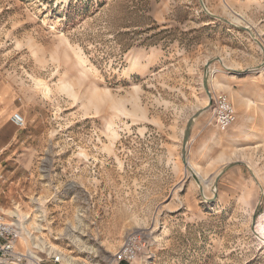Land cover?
Instances as JSON below:
<instances>
[{
    "label": "rangeland",
    "instance_id": "374dc122",
    "mask_svg": "<svg viewBox=\"0 0 264 264\" xmlns=\"http://www.w3.org/2000/svg\"><path fill=\"white\" fill-rule=\"evenodd\" d=\"M0 87V209L63 264H264V0H0Z\"/></svg>",
    "mask_w": 264,
    "mask_h": 264
},
{
    "label": "built area",
    "instance_id": "2783aa9c",
    "mask_svg": "<svg viewBox=\"0 0 264 264\" xmlns=\"http://www.w3.org/2000/svg\"><path fill=\"white\" fill-rule=\"evenodd\" d=\"M217 127L220 132H227L237 121L235 107L225 94H217L213 98ZM12 123L17 129L26 127L22 114L12 116ZM36 232L26 227L10 222L0 209V264H63V254L54 251L52 246L39 243ZM26 236V237H25ZM30 242H23L22 240ZM22 244V245H21ZM139 247L132 241L116 255V262L132 264L139 255Z\"/></svg>",
    "mask_w": 264,
    "mask_h": 264
},
{
    "label": "crops",
    "instance_id": "0c3cea01",
    "mask_svg": "<svg viewBox=\"0 0 264 264\" xmlns=\"http://www.w3.org/2000/svg\"><path fill=\"white\" fill-rule=\"evenodd\" d=\"M9 90H2L0 87V153H1V138L4 140L9 136L10 133L14 134L15 125L12 123V113L16 108V104L14 102V95ZM4 145L3 147H5ZM193 170L194 167L189 164Z\"/></svg>",
    "mask_w": 264,
    "mask_h": 264
},
{
    "label": "water",
    "instance_id": "95a60500",
    "mask_svg": "<svg viewBox=\"0 0 264 264\" xmlns=\"http://www.w3.org/2000/svg\"><path fill=\"white\" fill-rule=\"evenodd\" d=\"M206 85H207V81H206ZM201 113L195 115L190 121H189V124H188V127H187V131L185 133V139H184V152H183V160L185 162V164H187V152H186V148H187V145H188V142H189V138H190V135H191V130L193 128V124H194V121L197 117H199ZM191 170V169H190Z\"/></svg>",
    "mask_w": 264,
    "mask_h": 264
},
{
    "label": "bare ground",
    "instance_id": "6f19581e",
    "mask_svg": "<svg viewBox=\"0 0 264 264\" xmlns=\"http://www.w3.org/2000/svg\"><path fill=\"white\" fill-rule=\"evenodd\" d=\"M236 20H237V19H236ZM239 21H240V20H239ZM239 21H237V22H239ZM42 84H43V83H41V82H37V85H38V86H41ZM44 92H45V94L48 96V95H50L51 90H50L49 88H45V89H44ZM189 168H191V166L188 167V169H189ZM191 169H192V168H191ZM189 170H190V169H189ZM192 170H193V169H192ZM192 170H191V171H192Z\"/></svg>",
    "mask_w": 264,
    "mask_h": 264
}]
</instances>
